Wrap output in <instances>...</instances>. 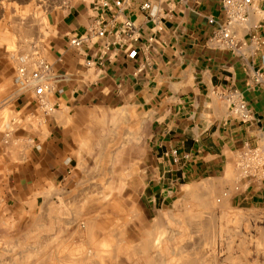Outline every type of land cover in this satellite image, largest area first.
<instances>
[{"label": "crops", "instance_id": "crops-1", "mask_svg": "<svg viewBox=\"0 0 264 264\" xmlns=\"http://www.w3.org/2000/svg\"><path fill=\"white\" fill-rule=\"evenodd\" d=\"M103 1L113 3L112 9L98 7ZM115 1L123 6L115 7ZM147 3L150 10L143 9ZM15 5L45 17V25L35 26V39L42 37L41 57L56 76L45 99L53 111L48 114L33 89L21 88L18 67L0 51V96L38 130L30 136L34 147L25 174L53 185L80 170L82 115L125 109L139 113L149 129V168L161 179L151 191L171 194L210 181L218 195L227 194L230 209L264 211V165L247 157L264 151V0H255L246 21L232 27L236 51L214 39L226 22L223 0H73L68 8L48 10L37 0H0V31L16 27L7 21ZM96 21L108 36L73 47L72 39ZM127 21L135 27V40L124 32ZM131 47L138 51L134 60L128 57ZM239 101L250 110L248 122L235 114ZM7 171L3 148L0 224H20L27 218L14 214L7 194L26 198L29 186L12 185Z\"/></svg>", "mask_w": 264, "mask_h": 264}, {"label": "rangeland", "instance_id": "rangeland-1", "mask_svg": "<svg viewBox=\"0 0 264 264\" xmlns=\"http://www.w3.org/2000/svg\"><path fill=\"white\" fill-rule=\"evenodd\" d=\"M14 7L7 21L16 27L0 31V51L17 68L20 56L42 47L35 26L46 20L33 7ZM80 119V170L44 184L23 172L38 130L0 96L7 179L29 186L26 198L7 194L14 214L27 219L0 224V264H264V211L230 209L210 181L156 194L151 188L161 179L149 168V129L139 113L94 111Z\"/></svg>", "mask_w": 264, "mask_h": 264}, {"label": "built area", "instance_id": "built-area-1", "mask_svg": "<svg viewBox=\"0 0 264 264\" xmlns=\"http://www.w3.org/2000/svg\"><path fill=\"white\" fill-rule=\"evenodd\" d=\"M73 0H37L42 5L45 4V9H53L58 7L70 6ZM255 0H223V10L226 16V22L221 26L215 41L217 45L222 48L236 51L239 48V42L232 32V27L237 24H241L246 21L248 17V11ZM113 3L109 1H103L98 7L103 9H112ZM115 7H122L123 3L120 1L114 2ZM97 7V8H98ZM144 10H150L151 5L149 3L143 6ZM210 24H215L213 19H210ZM124 32L127 33V37L130 41L135 40V27L132 22L127 21L124 26ZM108 36L105 27L101 26L99 21H96L89 27L87 32L71 41V45L76 49H81L86 43H89L94 38H106ZM35 51L31 55L20 56L17 68V82L24 87L34 90L35 96L43 109H46V97L53 90V85L56 80V76L52 71L51 65L46 63L40 53V49L37 46L33 47ZM138 51L134 47H131L128 52V57L132 60L136 59ZM31 63V65H30ZM30 65V66H29ZM92 63L88 62L87 66L91 67ZM31 69V70H30ZM46 113H52V110L46 109ZM235 114L240 116L244 121L248 122L251 119V113L247 104L243 101L238 102V107ZM248 161L252 163H259L264 165V151L252 150L248 152Z\"/></svg>", "mask_w": 264, "mask_h": 264}, {"label": "bare ground", "instance_id": "bare-ground-1", "mask_svg": "<svg viewBox=\"0 0 264 264\" xmlns=\"http://www.w3.org/2000/svg\"><path fill=\"white\" fill-rule=\"evenodd\" d=\"M135 147H136V145H135ZM133 148V147H132ZM138 149V148H137Z\"/></svg>", "mask_w": 264, "mask_h": 264}]
</instances>
